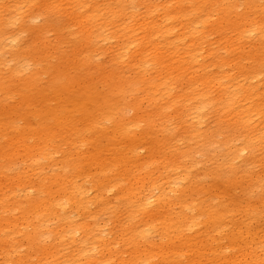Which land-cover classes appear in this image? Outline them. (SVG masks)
I'll use <instances>...</instances> for the list:
<instances>
[{
  "label": "rangeland",
  "instance_id": "rangeland-1",
  "mask_svg": "<svg viewBox=\"0 0 264 264\" xmlns=\"http://www.w3.org/2000/svg\"><path fill=\"white\" fill-rule=\"evenodd\" d=\"M202 1L0 0V201L4 199L7 203V205L0 203V251L11 250V244L1 240V234L8 233L14 237L15 245L20 248L19 251L24 253L23 250L27 247L28 241L23 234L26 231L32 232L30 227L26 229V225L20 221L24 210H27L35 199L39 200L38 192L44 191L40 193L44 198L56 189V181L62 185L64 176H61L64 173L74 176L76 173L74 167L83 160L88 161L89 173L94 175L97 172L94 162L102 163L104 168L109 167L114 157L120 158V162L122 160L130 162V155L126 154L125 149L130 146L133 148L137 143H146L155 161L160 160L164 149L177 148L186 151L197 145L196 151H190L191 159L177 158V173L183 175L190 170L189 162L193 159V162L197 164L196 172L199 183V193L196 196L197 201L195 200L197 209L204 211L206 208L209 213L220 211L221 213L218 212L219 220L223 222L218 221L220 229L209 233L205 228L213 224L209 223L207 215H200L199 227L189 229L188 232L191 234L187 232V236L188 239H202L203 243L209 236L212 244L218 247L228 259L227 262L223 261V257L210 260L209 255L205 257L200 255L197 256L196 262L200 264H264L263 140L262 142L255 140L253 144L246 147L245 151L237 153L234 149L241 150L246 146L242 138L240 140V138L216 136L202 139L200 136L212 127L214 131L219 127L225 130L231 129L230 124H233L234 119L222 113L213 112L208 106L204 109L203 117L205 118L199 125L191 119L188 111L191 110L190 104H186V100L192 95L185 98L186 93H189L187 78L196 74L191 75L192 72L188 70L183 76L177 75L178 78L175 76L176 73L172 74L170 70L162 72V67L156 59L149 65H143L139 61V57L143 55H137L142 49L145 51L149 49L146 53L150 54L149 57L155 58L154 50H152L154 44L147 47L142 43L144 34L141 31L144 29L143 24L146 23L144 20L163 17L164 14V17H168L170 13L172 16L166 25L169 29L174 28L176 34L174 32L168 38L171 41L176 39L177 44L180 45L179 49L181 48L180 52L183 51L187 55L185 60L189 59V55L195 58L197 51V54L199 52L202 54H199L200 57L196 61L198 64H214L215 62L218 66L225 67L226 70H229L231 66L232 76L238 74V71L241 73V70H246L244 73L251 72L254 68L253 63L247 60V57L248 53H251L249 49L253 47L252 45L262 43L257 44L255 39L258 38L257 34L261 37L260 32H264L263 10L260 7L255 9L249 7L246 5L247 0H231L235 8L232 7L231 10L225 6L230 0ZM190 2H193V5L191 3L189 7ZM215 2H218V5ZM202 4L207 7L205 8ZM213 7L216 10L212 9ZM201 8L204 9V14ZM224 8L226 10H222ZM212 10H214V16ZM85 11L89 12L87 17L89 25L84 29L79 21ZM187 13L202 14L198 15L200 18L197 19L209 25L208 38L198 40V34L195 33L201 29V26L196 29V22H191L192 25L186 23L185 20L190 16ZM223 13L228 16H224ZM97 14H99L98 17ZM231 21L234 22L233 25ZM99 22L102 24L98 28ZM256 25L263 27L262 31L257 30L259 33L255 30ZM125 27L137 29V34L129 38L132 40L127 41L131 31L124 29ZM252 27L253 32H256L252 35L253 37L251 36L252 39L250 36H245L242 38L245 41L239 40L241 35L238 36L239 31ZM86 30L92 32L90 37H87ZM227 33L231 36L229 37ZM182 37L184 39H181ZM253 39L256 43H251L254 42ZM195 41L198 43L195 44ZM217 41L221 42L222 46ZM155 43L162 44L158 39H155ZM191 44L192 46L193 44L198 45V48L194 50ZM240 44H243L242 47H239ZM188 46L190 49L187 48ZM227 48L232 49L231 52ZM128 49L129 51L126 52ZM117 56L120 59H117ZM168 56L167 63H170L172 60ZM196 63H191L193 70L199 67ZM257 71L258 69L252 72L257 74ZM260 71L256 78L259 81L258 86L262 84L263 86L255 90L258 95L256 103L258 106L263 105L264 109V66ZM166 74L167 82L163 77ZM183 104L189 107L184 108ZM131 107L135 108V111H132ZM108 117H112L111 122L106 121ZM136 121L141 122L136 123ZM125 124L128 125L127 131L120 133ZM51 153L54 155L53 159L48 157ZM144 154L142 152L143 157L146 156ZM31 155L39 158V166L34 173L36 176L32 177L37 188L34 193L29 192L28 185L22 183L24 179L19 181L15 178L16 176L26 178L30 176L31 167L27 165H30L33 160L29 159ZM64 161L67 164L64 169L61 165L52 166V163ZM171 169L172 167L168 171ZM159 174L156 173L155 176ZM171 178L174 182L177 181L174 175ZM131 182H134V178ZM187 186L189 182L184 181L179 187L186 188ZM116 192V194L120 193L119 190ZM112 197L113 195L109 196L110 199ZM125 207L127 208L128 205ZM125 207L119 208L113 201L111 207L108 208L109 212L107 211L101 217L100 223L105 224L106 232L109 229L113 233L111 238L118 237L122 231L119 226L127 222L128 226L129 224L135 225L138 230L145 227L148 233L140 242L139 240L130 241L126 234L124 239L119 241L122 244L118 246V258H122L127 264H166L167 260V264L177 263L180 259L176 255L180 254L181 248L179 247H182L184 242L178 238L168 240L170 233L162 232L159 229L161 228L159 223L158 228L151 227L150 225L154 223L142 216L141 211L137 213L139 217L132 219L130 217L128 220L124 216ZM187 213L195 216L199 214L198 211L192 213V209L187 210ZM162 225L170 227L166 223ZM51 237L44 242L38 241L36 237L31 238L34 243L31 248L34 263H38L37 258L43 253V247L58 244L52 235ZM67 243L76 248V244H71L69 240ZM152 243H162L164 246L153 248ZM70 245L67 248L71 252L73 247ZM225 247H228L226 251ZM161 252L168 253V259L163 261L160 258V262L158 254ZM62 259L63 257L60 261ZM184 260L186 259L181 262L184 263ZM60 263L66 264V262Z\"/></svg>",
  "mask_w": 264,
  "mask_h": 264
},
{
  "label": "bare ground",
  "instance_id": "bare-ground-1",
  "mask_svg": "<svg viewBox=\"0 0 264 264\" xmlns=\"http://www.w3.org/2000/svg\"><path fill=\"white\" fill-rule=\"evenodd\" d=\"M202 2H205V1L203 0ZM183 3H185V2H183ZM191 3L193 5V2H190L189 7H190ZM197 3H199V2H197ZM207 3H210V2H207ZM210 4H212V3H210ZM216 4L218 5V2ZM199 5H200V3H199ZM202 5L205 6L204 4H202ZM207 5L205 6V8L207 7ZM246 5H248L249 7H253V9L260 7L263 10V15H264V0H260V2L259 1L257 2V0H247ZM225 6L230 10L232 7H233V9H235L234 6L232 5L231 0L228 1V3L225 4ZM171 8H173V7H171ZM221 8H223V7H221ZM225 8L222 10H226ZM174 9H175V7H174ZM197 9L198 8H196V10ZM212 9H215V8L213 7ZM249 9L253 10L252 8H249ZM170 10H168V11H170ZM203 10L204 9H202V12H203ZM159 11H161V9ZM193 11H195V10H193ZM154 12L157 13V11H154ZM198 12H199V10H198ZM200 12H201V10H200ZM213 12H214V10H212V15L214 14ZM177 13H178V11H177ZM204 13L205 12H203V14ZM159 14H161V13H159ZM187 14H189V13H187ZM183 15L185 16V14H183ZM189 15L190 16L187 19L185 18L186 23L191 24V22H193V23L196 22L197 26L194 25V27L196 26L195 27L196 29L198 28V26L199 27L201 26V29L195 33V34H198V40L208 38L207 33L210 30L209 25L204 24L203 21L199 22L197 19V18H200L199 16H201L202 14L200 13V15L199 14H192V15L189 14ZM210 15H211V13H210ZM225 15L228 16V14H224V16ZM88 16H89V12L85 11L84 14L81 16L80 21H79V24L82 25L84 29H85V27H88V25H89L88 20H87ZM96 16L98 17L99 14H97ZM164 16H165V14L163 15V17L154 18L152 20H148V19L144 20V22H146V23L143 22L144 23L143 24L144 29L141 31L144 34L142 36L144 38L142 43L147 45V47H150V44L151 45L154 44V46H152V50H154L153 55L155 56V58L148 56L150 54H147L146 52L149 51V49L146 51L142 49L141 52L137 54V55H139V54L143 55V56L139 57L140 63H142L143 65H149L151 61H155V59H156L158 64H160L162 67V69H161L162 72L164 70H166V71L170 70L169 72H171L172 74L176 73L175 76H177V75L183 76L185 74L184 72L189 70L192 72L191 75L196 74L195 76H191V77L188 76L189 78H187L186 83L187 84L189 83V84L188 85L186 84V85L188 86L189 93H186L185 98L192 95L190 98H188L186 100L187 101L186 104H190L191 110H188V111L190 112L191 119H194L199 125L202 123L201 122L202 119L205 118V117H203L204 116V109L208 106L211 107L213 112L216 111L220 114L222 113L225 116H228V117L234 119V120H232V121H234L233 124H230L232 126L231 129L225 130V129H222L223 127L222 128L219 127V128H216L214 131V129L212 130V128H213L212 127L210 130H208L207 132H204L203 135L200 136L202 139L207 138V137H216V136L233 137L236 139L240 138V140L242 138L243 142L246 144V146L241 148V150L238 148L234 149V150H236L237 153L245 151V149H247L246 147H249L250 144H253V142H255V140H256V142H260L261 140H263V142H264V109H263V105L262 106L257 105L258 103H256V99H257L258 95H257V92H255V90H258L259 87L263 86V84L261 86H258L259 81L256 77L260 74V72H261L260 69L264 66L263 65L264 64L263 63L264 45L262 44V43H264V32H260L261 37H259V34H257L258 38L255 39L257 44L261 43V42L262 43L258 44V45H252L253 47L250 46L251 49H249V50H251V53H248V57H247L248 58L247 60H249L253 63L254 68L252 69V71L258 69V71H257L258 73L256 74V73H253L252 71L249 73H244V72H246V70L245 71L241 70V73L238 71L237 72L238 74L232 76V74H231L232 69H230L231 66L229 67V70H226L225 67L218 66V64H215V62H214L215 65L210 64V63L209 64H207V63L198 64V62L196 63V61H198V58L200 57V55H199V54H201L200 52H199V54L196 53L197 51L195 52V55H194L195 58L190 57V55H189V59L185 60V57L187 55L183 51L180 52L181 48L179 49L180 45L177 44L176 39H174L175 41H171V39L168 38V36H170L171 34H173L175 32L174 28L169 29L166 25V22L170 20V17L172 15L170 13H168L169 18L167 16L166 17H164ZM177 16H179V15H177ZM177 16H176V18H177ZM144 17H146V16H144ZM241 17L242 16H240V18ZM146 18H148V17H146ZM179 18L181 19L180 16H179ZM172 19H173V17H172ZM182 19H183V17H182ZM213 19H211V20H213ZM173 20H175V19H173ZM211 20H209V21H211ZM226 20H227V18H226ZM175 21H177V20H175ZM231 22L233 25L234 22L233 21H231ZM236 22L238 23V21H236ZM242 22H243V20H242ZM253 23H256V22H253ZM263 23L264 22H262V25H263ZM101 24H102V22H99L97 24V27L98 28L101 27ZM234 25L236 26V23ZM217 26H218V24H217ZM257 26L258 25H256V27ZM238 27H240V24H238ZM238 27H237V29H238ZM225 28H226V26L224 27L223 30H225ZM261 28H263V27H261V26L257 27L255 30L257 31V30H260ZM103 29L104 28H102V30ZM124 29H129L128 31H131V35L129 34L130 36L128 37L127 41L132 40L129 38H133L134 34H137V29L128 28V27H125ZM213 29H215V28H213ZM235 29H234V32H235ZM243 29H244L243 31H239V33H238V36L241 34L239 36V40L245 36H250V38H251L252 35L256 34V32L255 33L253 32V29H254L253 27L251 29H247V28H243ZM177 30H178V28H177ZM231 31H233V30H231ZM260 31H262V29ZM86 32L88 33L87 37H90L92 32L88 31V30H86ZM177 33H179V32H177ZM224 33H226V32H224ZM175 34H176V32H175ZM230 36L231 35H229V37ZM194 37H195V35H194ZM155 39H158L162 44H156ZM181 39H184V38L182 37ZM223 39H225V38H223ZM226 40H227V38H226ZM243 40L245 41V39H242L241 41H243ZM255 40L253 39L252 41H254V42H251V43H256ZM181 41H183V40H181ZM205 41H206V39H205ZM219 41H221V39ZM219 41H217V43H220V45H221L222 41L221 42H219ZM246 41L248 42L247 39H246ZM156 42H157V40H156ZM196 43H198V41L197 42L195 41V44ZM181 44H182V42H181ZM195 44H193V46L191 44L192 48L194 47L193 48L194 50L198 46ZM243 44H240L239 47ZM200 45H201V43H200ZM248 45H250V44H248ZM235 46H237V45L235 44ZM187 48L190 49L189 46ZM233 49H236V48L233 47ZM231 50L232 49H230V52H231ZM239 50L240 49H238V51ZM128 51H129V49L126 52H128ZM225 51H226V49H225ZM150 52H152V51H150ZM239 52L241 53V51H239ZM243 52H242V56H243ZM168 55H170V57ZM191 55H192V53H191ZM234 55H235V53H234ZM119 56H121V55H119ZM119 56H117V59H120ZM167 56L169 57V59L171 58L172 62L167 63ZM239 56L241 58V55H239ZM180 59H181V62H180ZM191 63H194V64L196 63L199 65L197 70H193ZM236 63L237 62H235V64ZM152 65H153V63H152ZM235 68H236V66H235ZM244 69H245V67H244ZM163 77H164V80L167 82V74L164 75ZM172 87H174V86H172ZM165 88H167V87H165ZM159 89H160V87H159ZM260 94H262V93H260ZM258 99H259V97H258ZM183 107L185 108V107H189V106L183 104ZM80 109L81 108H79V110ZM131 110L135 111V108L131 107ZM181 119H183V117H181ZM229 119H228V121H229ZM111 120H112V117H108L106 119V121H108V122H111ZM140 122L141 121H136V123H140ZM221 122H223V121H221ZM102 128H105V127L102 126ZM127 128H128V125H126V124L123 125L120 133H125L127 131ZM192 131L198 132L196 130H192ZM225 131H228V132H225ZM236 141H238V140H236ZM241 147H242V145H241ZM196 149H197V145L193 149L189 148L186 151H181L177 148L164 149L163 150L164 153L160 156V160L155 161V159L152 157L151 149H149V147H147V144L146 143H142V144L137 143L133 148H131V146H130L129 148L125 149V151H127L126 154L130 155L129 156L131 158L130 162L127 160H122V162H120L119 161L120 158L114 157L112 159V162L110 163L109 167H105V168L102 165V163L94 162V165L97 167V172H96V174L92 175L89 173L90 164L88 163V161L83 160V162H81L80 164H78L74 167V170L76 171L74 176H69V175H67V173H64L61 176V173L59 172V175L61 177L64 176V178L62 179V181H63L62 185L58 184V182L56 181V183H57L56 189L54 191L48 193L46 195V197L44 196V198H42L40 195V193H44V191L38 192L39 200L35 199L34 203H32V205L29 206L27 210H24L23 214L21 215V218H20L21 223L26 225L25 226L26 229H28L30 227L31 228L30 230L32 231L31 233L26 231L23 234V236L28 241L27 247H24V250H23L24 253L19 251L20 248L15 245L16 241L12 235H8V233H4L5 234V236H4V234H1V237H2L1 240L3 242H9L11 244V250H6V251L1 250L0 251V255H1L0 261H2V262H0V264H61L60 262H66V264H127L122 260V258L121 259L118 258V254H119V252H118L119 247L118 246L119 245L121 246V244H122L119 241L124 239L123 237L126 234H128L130 241L139 240V242H140L141 240H143V238L146 237L148 230H145V227H142L138 230V228H136L134 224H133L134 226H132L131 224H129V226H128L127 225L128 222H127L126 224L119 226V229H122L121 234H119L118 237L115 236V238L112 239L111 238L113 236L112 231L108 229V232H106L107 227L105 228V224L101 225L100 221H101V217L104 214H106V212L108 211V208L111 207V203L113 201H115V204L119 208L125 207L126 205H128L127 208L125 207L126 210L124 213V216L127 219L130 217H131V219L133 217L134 218L139 217L137 213L141 211L140 214L142 216H144L145 218H147L148 220H150L154 223V224L150 225L151 227L158 228L157 224L159 223V224H161V228L159 227V229H161L162 232L165 231L164 232L165 234L170 233V237H167L168 240H170V238L171 239H177L178 238L184 242V243H182V247H179V248H181L180 254L179 255L175 254L180 259L179 261H177V263H175L176 261L173 260V261H175L174 262L175 264H200L199 262L198 263L196 262L197 256H200V255L202 257H205V255H207V256L209 255L211 257V258L209 257L210 260H212V259L215 260V259H219V258L221 259L223 257V261L227 262V259H228L227 256L225 254H224L225 255L224 256L222 251L219 250L218 247H215L214 244H212V242L210 241L211 238L209 236H208V239H206L204 241L205 243H203L202 239H196V238H189L188 239V236H187V232L189 231V229H193V228L195 229V228L199 227V225L201 223L200 222V218H201L200 215H203V214H205V216L207 215V217L209 219V223L211 222V224H213V226L208 225L209 228H207V229L205 228V230L209 233L214 231V230L220 229L218 227V221L223 222L222 220L221 221L219 220L220 219L219 213H221L220 211H216V213L215 212L209 213L206 211L207 210L206 208L204 211H200V209H197L198 207L195 203V200H196L197 193H199V183H198L197 172H196L197 164H195L193 162V159H192V161L189 162V165L191 167L190 170H188L183 175L177 173V170H176V168L178 167L177 166V164H178L177 158L178 157H182V158L187 157L188 159H191V152L196 151ZM142 152L145 153L144 154V155H146L145 157H143ZM48 157H49V159H53L54 158L53 153L49 154ZM29 159H33L31 161L30 165H27V166L31 167L30 176L27 178L16 176L15 178L18 179L19 181L24 179L22 181V183L24 182L23 183L24 185H28L29 192L34 193V192H36L37 188L35 185V181L32 180V177H34V175H35L34 173H36L35 170L37 169V166H39V163H38L39 158L32 157V155H31ZM183 161H184V159H183ZM185 161H186V159H185ZM60 165L63 166V169H64L67 164L65 161L52 163L53 167H57ZM171 167H172V169L169 170L171 172L170 173L168 171V169H170ZM134 172H135V174H133ZM154 172L160 173V174L156 177L155 176L156 173H154ZM164 174H166V175H164ZM172 175H174V178L177 179V181H175V182L173 181V178H171ZM132 178H134L133 183L131 182ZM40 181H42V180H40ZM184 181H186V182L188 181L189 186H187L186 188H180L179 186L181 184H183ZM117 190L120 191L119 194H116ZM122 193H124V195H122ZM111 195H113L112 199L109 198V196H111ZM1 200H3V201H0V203L2 202L4 205H7L6 201H4V199H1ZM190 203H192V204L190 205ZM123 205H125V206H123ZM188 205H190V206H188ZM187 206L189 208H187ZM190 209H192V213H193V211H198L199 214H197L196 216L193 214L190 215L189 213H187V210L190 211ZM122 211H121V214L123 213ZM113 215L115 216V214H113ZM117 216H119V215L117 214ZM222 216H223V214H222ZM128 220H130V219H128ZM162 223L169 224L170 227L169 228L166 227L167 225H165V227H164V225H162ZM141 224H144V223H141ZM147 227L150 228L149 226H147ZM199 229H201V228H199ZM192 232H193V230H192ZM194 232H196V231H194ZM152 233H150V234H152ZM188 233H190V232H188ZM215 234L216 233H214V235ZM51 235L53 236V239L55 241L56 240L58 241V244L57 245L51 244L50 247H43V249H42L43 253H41V255L37 258L38 263H34V261H33L34 257H32V253H31V248L33 247L34 243L31 241V238L36 237V239L38 241L44 242L47 239H49V237H51ZM195 235L196 234H194V236ZM197 235H200V234H197ZM219 235H220V232H219ZM163 239H165V238H163ZM68 240L70 241L71 244H74V245L76 244V246H75L76 248H74L73 246H71L69 244L70 247H73V249L70 248V249H72L71 252L67 248L69 246L67 243ZM252 242H253V240H252ZM234 244H236V243H234ZM162 245H163L162 243H160V244H153L152 243L151 246L153 248L154 247L158 248V247H161ZM223 246H224V244H223ZM134 248H136V247H134ZM126 249H128V248H126ZM227 249H228V247H225V251ZM229 249H231V248L229 247ZM233 249L235 250V248H232L231 250H233ZM261 251H263V250L261 249ZM121 254L122 255L124 254L123 251L121 252ZM171 255H173V254H171ZM244 255H247V253ZM249 255L251 256V254H249ZM62 257H63V259H62V261H60ZM158 257H159V259L161 258L163 261H165L168 259V253L161 252L158 254ZM49 258H50V260H48ZM173 258H175V257H173ZM161 259H160V262H161ZM183 259H186V260H184L185 261L184 263L181 262V261H183ZM131 260L133 261V259H131ZM205 260L207 261L208 259H205ZM127 261L130 263L129 260H127ZM167 261H165L166 264H167ZM170 261H169V263H171ZM179 262H181V263H179ZM208 262H209V260H208ZM63 264H65V263H63ZM216 264H218V263H216ZM233 264H235V263H233Z\"/></svg>",
  "mask_w": 264,
  "mask_h": 264
}]
</instances>
